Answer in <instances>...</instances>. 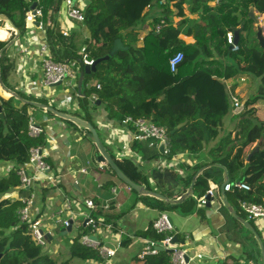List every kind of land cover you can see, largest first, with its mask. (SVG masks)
<instances>
[{
    "label": "trees",
    "instance_id": "1",
    "mask_svg": "<svg viewBox=\"0 0 264 264\" xmlns=\"http://www.w3.org/2000/svg\"><path fill=\"white\" fill-rule=\"evenodd\" d=\"M62 2L41 1L46 21H50V11H57ZM159 2L85 1V20L82 23L89 29L90 36L84 52H77L72 39L53 27L47 28V34L56 60L82 59L84 53L96 60L108 55L115 41L121 39L123 48L99 62L95 72L85 74L83 86L92 79H97L98 83L91 89L83 90L81 95L85 94V97L81 99V104L88 110L90 99L87 96L93 93L105 104L109 119L124 123L129 116L146 117L155 124L167 127L170 140L166 154L171 157L178 149L201 150L206 132L212 138L217 135L218 125L231 106L224 82L226 79L248 74L259 79V93L264 95V48L257 42L256 31L252 29L253 20L249 16L251 6L264 11V0H218L216 6H211L208 0H192L190 11L205 14L203 19L184 17V3L179 0L176 15L181 19L176 23L171 18L172 0H166L162 5ZM151 3H156L159 14L140 43L137 27L143 20L144 9ZM31 4L28 0H0V16L5 17L0 19V25L8 23L23 34L28 24L26 13ZM162 19L163 26L157 31L156 27ZM238 28L241 30L240 49L232 51L227 32ZM0 33L3 39V30ZM181 35L193 36L195 42L187 43ZM6 45L7 42L0 40V104L4 114L0 118V160L10 161L15 167L7 176L0 178V264H71L73 258L104 262L98 249L87 247L80 240L69 244L68 259L58 260L46 247L38 245L29 233L28 225L20 222L18 212L24 203L7 195L17 188L22 189L16 169L28 163L32 147L45 145L46 134L43 129L38 137L29 135V109L36 106L22 101L4 87L14 68ZM178 51H182L184 57L177 70L172 71L169 61ZM262 138L264 122L258 121L250 127L246 140L235 154L234 145L228 149L231 137L224 138L215 151V155L220 156L217 160L225 164L231 174H238L244 166V148ZM116 162L138 184L148 182L147 179L142 181V173L137 168L134 167L133 173H130L126 164L120 160ZM125 162L133 166L131 161ZM242 173L244 181L240 182L249 184L251 189L243 192L234 188L233 196L263 203L264 143ZM208 175V171L201 173L194 184L201 197L210 189ZM151 187L148 183V189ZM161 202L165 204L162 206L164 210L177 206L168 201ZM97 204L94 216L116 225L114 214L105 212ZM155 233L153 240L160 241L165 237ZM251 257L255 259L253 264H263L261 255L255 258L251 254ZM133 261L134 264H173L172 251L166 249L143 258L135 256Z\"/></svg>",
    "mask_w": 264,
    "mask_h": 264
},
{
    "label": "crops",
    "instance_id": "2",
    "mask_svg": "<svg viewBox=\"0 0 264 264\" xmlns=\"http://www.w3.org/2000/svg\"><path fill=\"white\" fill-rule=\"evenodd\" d=\"M177 1L179 0H172L171 6V18L174 23L181 19L176 15ZM182 1L186 13L184 17L203 19L206 16L200 12L196 14L190 11L192 0ZM208 2L211 6H216L218 0H208ZM251 8L254 15L260 19V24L264 26V11L255 6ZM67 9L63 0L58 10L52 11L53 28L70 37L77 52L80 50L84 52L90 31L82 22L69 17ZM158 12L156 3H151L144 9L143 20L137 27L140 43ZM252 29L257 32V24L254 20ZM1 30H5L6 36L3 39L0 37V40L7 42L5 48L8 57L14 63L8 84L4 85L8 91L22 101L40 102L57 111L90 121L97 128L105 147L115 160L126 164V169L130 173H133L134 167L141 171L142 181L148 180L147 183H143L145 189H148L149 183L153 192L160 193L169 200H177L190 190L192 182H195L197 176L205 171L209 172V188H216L217 196L211 202V206L200 204L201 196L193 186V194L190 197L174 203L177 206L173 209L164 210L162 206L165 204L161 201L166 202L165 199L152 194H140L120 179L108 164L98 161L99 150L95 142L88 137V129L75 121L70 122V119L61 117L45 107H30L29 111L36 122L47 124L43 127L46 134V143L43 147L46 161L51 166L52 173L57 176L55 185L44 187L36 183L33 189L36 197L33 201L32 213L42 220L44 229L52 235L51 238L47 236L46 250L60 261L69 258V244L80 240L85 229L87 233L90 232L85 217L92 213L93 209L86 206L85 200L93 199L95 204L98 203L97 206L103 207L105 212L114 214L116 218L113 232L102 230L99 232L100 240L109 245L120 243V246L109 263L105 260L104 262L86 260L88 264H134L133 257L139 256L143 241L154 239L156 233L153 224L163 211H167L174 221L172 234L178 236L180 241L177 244L195 257L192 264H253L255 259H252L251 254L259 258L258 252L261 247L256 235H259L264 243V218L249 220L240 207V199L233 196L234 191H226L229 205L239 216L236 217L222 201L221 186L226 179V172L230 182L244 181L242 172L248 167L253 154L257 151L253 154L252 152L257 147L260 150L263 146L264 138L244 148L242 155L244 166L242 172L238 174H231L228 167L217 160L220 156L215 155V151L227 136L232 139L228 149L230 150L234 145L233 154H235L246 140L250 127L258 121L264 122V95L259 93V79L248 74L226 79L224 82L227 89L230 87L232 93L239 98L241 105L234 108L230 100V109L222 117L217 135L212 138L206 132L201 150L178 149L170 157L160 152V143L152 144L149 140L135 139L134 125L109 119L105 104L96 94L87 96L90 99V106L88 110L83 108L81 99L85 94H80L78 80L84 66L75 67V78L68 77L59 85L44 84L42 46L48 45L47 54L55 58L47 30L27 24L26 31L23 34L19 32L18 36V30L13 29L8 23L0 25ZM181 38L187 43L195 42L193 36L181 35ZM97 83V79H92L83 86V81L82 92L84 89H91ZM125 161H131L133 166ZM14 167V163L10 161L0 160V178L7 176ZM29 169L31 171V167ZM154 169L170 172L177 180V185L172 184L170 177L163 184L159 183L158 179L153 177ZM238 190L247 192L243 189ZM27 194V190L20 188L7 193L12 200L20 199ZM105 204H109L110 208L105 209ZM59 210L63 211L64 218H69L73 223L72 231L65 234L68 235L67 242L60 238L63 236L62 227L54 225L55 214ZM240 218L251 223L254 230L244 225ZM56 236H58L57 240ZM127 240L128 243L124 244Z\"/></svg>",
    "mask_w": 264,
    "mask_h": 264
},
{
    "label": "built area",
    "instance_id": "3",
    "mask_svg": "<svg viewBox=\"0 0 264 264\" xmlns=\"http://www.w3.org/2000/svg\"><path fill=\"white\" fill-rule=\"evenodd\" d=\"M42 0H30V2L37 3L34 8H31L26 13L27 22H39L38 25H35L41 29L47 30L48 27L53 26V20L50 11V21H46L44 19V10L41 6ZM161 5L165 3L164 0H160ZM31 4V5H32ZM65 4L67 5L68 16L72 19H75L79 22H83L85 20V11H84V2L81 0H65ZM164 23L162 19L161 23H159L156 27L157 31H160ZM34 25V24H33ZM32 25V26H33ZM227 41L231 45L232 51H238L240 49L239 44L235 43V35L234 31L227 32ZM41 52L43 55V70H44V84L46 86L54 85L58 82L65 81L68 77L75 78L74 69L77 65L86 66L92 65L95 62L94 58H91L88 53H84L82 59H73V60H56L50 57L48 52V45H44L41 48ZM184 57V53L182 51H178L170 58V68L172 71H176L178 65L182 62ZM230 98L233 104V107H239L241 102L239 98L232 93L230 87H228ZM124 123H131L135 126V139L149 140L152 144L160 143L163 141L166 145V153H167V145L169 143V130L167 127L155 124L150 119L146 117H138L134 118L132 116L127 117ZM38 122L34 119L33 115H31L29 120V135L32 137H38L43 128L37 125ZM31 167V171L29 169ZM85 171V169H83ZM17 175L20 178V187L24 190L28 191V194L19 200H21L24 205L18 212V217L20 222L28 225L29 233L31 234L34 241L42 246L46 247L48 245V237L47 233L50 234L49 231L45 230L43 227V222L40 218L35 217L32 213L33 201L35 200L36 193L34 192V186L36 183L43 185L44 187H51L55 185L56 175L52 173L51 166L46 161V153L44 151V147L37 146L32 147L30 149V157L29 161L26 165L20 166L16 169ZM234 188L250 190V185L245 182H230L225 185V191H232ZM207 194H211L216 197V188L211 187ZM207 194L200 198L199 202L201 205L207 204ZM86 206L89 209H93L96 207V204L93 199L85 200ZM241 207L243 211L246 213L247 218L249 220H256L264 218V202L256 203L247 200H240ZM105 209H109L110 205L105 204ZM88 214L85 217L86 225L90 227V232L81 235L80 241L83 245L98 249L101 257L105 260V262L109 263V261L116 255L119 244L112 243L109 245L100 240L99 232L102 230L113 232L115 228V224L113 222H106L104 218L97 219L94 214ZM73 224L69 218L63 217V211L59 210L55 214L54 225L60 227H68ZM153 228L158 234L165 235L163 239L160 241L146 239L143 241V246L139 253V257L143 258L146 255H156L159 253V246L164 247L165 249H172V263L173 264H192L194 261L193 256L189 254V252L183 248L181 245L177 243H172V239L174 235L172 234L173 225L170 221V214L167 211H163L160 216L154 221ZM95 236L96 238H94ZM189 255V259H186V255ZM200 257V255H198Z\"/></svg>",
    "mask_w": 264,
    "mask_h": 264
},
{
    "label": "water",
    "instance_id": "4",
    "mask_svg": "<svg viewBox=\"0 0 264 264\" xmlns=\"http://www.w3.org/2000/svg\"><path fill=\"white\" fill-rule=\"evenodd\" d=\"M91 0H86V2H89ZM37 3H33L31 5V8H34L36 6ZM249 16L251 17L252 20H254L257 24V38H258V41H259V44L260 46H262L264 48V26L260 24V19L258 17H256L254 15V11L253 9L251 8L250 11H249ZM0 19H5L4 16H0ZM38 25L39 22H30L28 21V25L29 26H32V25ZM240 28L236 29L234 31V35H235V43H239V34H240ZM18 36H19V31H18ZM124 45H123V42L121 39H117L115 41V44H114V47L112 48V50L110 51V53L104 57H101V58H98L95 60V62L92 64V65H86L84 67V69L82 70V72L80 73V77H79V80H78V89H79V92L81 94L82 92V84H83V81H84V76H85V73L86 74H89V73H92V72H95L96 69H97V64L103 60H107L109 59L112 55H115L117 53V51L121 48H123ZM62 82H58V83H55L54 85H59L61 84ZM3 84V82H2ZM4 85V84H3ZM94 100V99H93ZM29 103H31L32 105H35V106H38V107H45L47 108L48 110L50 111H53L55 114L61 116V117H64L66 119H70L72 121H75L76 123H78L79 125L83 126L84 128L88 129V137L90 139H92L98 150H99V154H98V161L100 162H103V163H106L108 164L112 169L113 171L117 174V176L122 179L126 184H128L132 189L136 190L137 192H139L140 194H152V195H155L157 197H160V198H163L165 199L166 201L170 202V203H178L180 201H182L183 199L185 198H188L190 197L192 194H193V186L195 184V182L193 181L192 182V187L190 188V190L185 193L180 199H177V200H169L167 197L163 196L162 194L160 193H157V192H153L151 190H148V189H145V186L142 185V184H138L137 182H135L134 180H132L122 169L121 167L119 166V164L116 162V160L113 158V156L109 153V151L107 150V148L105 147L100 135H99V132L97 130V128L90 122V121H87V120H84L80 117H77V116H74V115H70V114H67V113H63V112H60V111H57L55 110L53 107L49 106V105H46V104H43V103H40V102H35V101H28ZM97 102H100V101H97ZM4 114H3V110H2V107H1V104H0V118H3ZM38 126L40 127H45L47 124L46 123H38L37 124ZM262 143V140L260 141V144ZM159 150L162 154H166V145L163 141L160 142L159 144ZM259 148L257 147L253 152L252 154L255 152V151H258ZM153 177L155 179H158V182L163 184L165 181H168V177H170V181H172V184H176L177 185V180L173 177V175L170 173V172H163L159 169H154L153 172ZM227 183H230V179L228 177V173L226 172V179L224 181V183L222 184L221 186V193H222V201L224 203V205L236 216V217H239L237 212L235 211V209H233L229 203H228V200L226 198V191H225V185ZM172 185H170L171 187ZM215 199L214 196H212L211 194H207V204L208 206H211V202ZM240 220L242 221V223L246 226H248L250 229L254 230L253 226L251 225V223L245 221L243 218H240ZM170 221L172 223V225L174 224V221L172 219V217L170 216ZM61 234L62 235H65L69 232L72 231V224L69 225L68 227H62L61 229ZM47 236L48 237H52V235H50L49 233H47ZM257 236V239L260 243V251L258 252L259 255L262 256V259H263V264H264V243H263V240L261 239V237L259 235H256ZM94 238H96L95 236H93ZM180 240L178 238V236H174L173 239H172V243H178ZM159 250L160 251H163V250H166L164 247H161L159 246ZM167 250H170L172 251V249H167ZM186 259L188 260L189 259V255L187 254L186 255Z\"/></svg>",
    "mask_w": 264,
    "mask_h": 264
},
{
    "label": "rangeland",
    "instance_id": "5",
    "mask_svg": "<svg viewBox=\"0 0 264 264\" xmlns=\"http://www.w3.org/2000/svg\"><path fill=\"white\" fill-rule=\"evenodd\" d=\"M256 34H257V32H256ZM3 35H4V38H5V36H6V32H5V30H3ZM258 40V39H257ZM254 43H256V41H254ZM258 43H259V41H258ZM239 203H240V201H239ZM240 207H241V204H240ZM75 232V231H74ZM76 233V232H75ZM78 234V233H77ZM57 237L58 236H56V240H57ZM60 238L63 240V241H65V242H67L68 241V235H63V236H60ZM56 257V256H55ZM61 257V256H60ZM71 264H88L85 260H83V259H81V258H74V259H72L71 260Z\"/></svg>",
    "mask_w": 264,
    "mask_h": 264
}]
</instances>
